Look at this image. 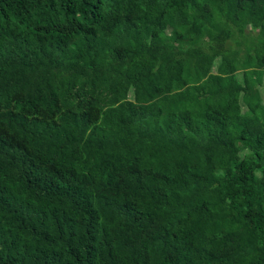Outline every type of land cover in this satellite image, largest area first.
Segmentation results:
<instances>
[{
    "label": "trees",
    "instance_id": "1",
    "mask_svg": "<svg viewBox=\"0 0 264 264\" xmlns=\"http://www.w3.org/2000/svg\"><path fill=\"white\" fill-rule=\"evenodd\" d=\"M0 264H264V0H0Z\"/></svg>",
    "mask_w": 264,
    "mask_h": 264
},
{
    "label": "rangeland",
    "instance_id": "2",
    "mask_svg": "<svg viewBox=\"0 0 264 264\" xmlns=\"http://www.w3.org/2000/svg\"><path fill=\"white\" fill-rule=\"evenodd\" d=\"M232 101L234 100V97L232 95L231 97ZM200 200H213V201H220L221 200V194L219 190L209 191L205 192L203 196L200 197Z\"/></svg>",
    "mask_w": 264,
    "mask_h": 264
}]
</instances>
